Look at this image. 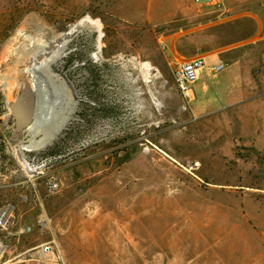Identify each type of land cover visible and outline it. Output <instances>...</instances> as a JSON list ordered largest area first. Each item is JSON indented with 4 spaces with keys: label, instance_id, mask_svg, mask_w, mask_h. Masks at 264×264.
Listing matches in <instances>:
<instances>
[{
    "label": "rangeland",
    "instance_id": "374dc122",
    "mask_svg": "<svg viewBox=\"0 0 264 264\" xmlns=\"http://www.w3.org/2000/svg\"><path fill=\"white\" fill-rule=\"evenodd\" d=\"M200 57L186 97L175 68ZM40 78L54 104L15 142ZM49 156L55 192L19 173ZM3 207L0 264L45 245L55 264H264V0H0Z\"/></svg>",
    "mask_w": 264,
    "mask_h": 264
},
{
    "label": "built area",
    "instance_id": "2783aa9c",
    "mask_svg": "<svg viewBox=\"0 0 264 264\" xmlns=\"http://www.w3.org/2000/svg\"><path fill=\"white\" fill-rule=\"evenodd\" d=\"M212 2H217L218 0H207ZM207 65V59L205 57L190 59L180 62L174 71V79L177 85L178 90L186 97H189V92L192 91L193 86L200 81L204 75V70ZM225 70L224 63H218L214 67V73H221ZM27 168L34 169L35 172L32 174L33 177H27L23 169H19V173L23 176L28 182L36 183L38 180L47 178L48 182L46 184V189L49 192H55L58 189L59 182L57 178L58 171V157L49 156L41 159L36 157L30 162L25 159ZM34 183H32L34 185ZM9 210L7 207L0 208V231L6 229L12 219V213L6 214ZM51 254H54V251L50 245L43 246L39 251L40 261L38 264H55L57 261L52 260Z\"/></svg>",
    "mask_w": 264,
    "mask_h": 264
},
{
    "label": "bare ground",
    "instance_id": "6f19581e",
    "mask_svg": "<svg viewBox=\"0 0 264 264\" xmlns=\"http://www.w3.org/2000/svg\"><path fill=\"white\" fill-rule=\"evenodd\" d=\"M88 23L87 20H82L80 21L77 26H81V25H84ZM93 27H95L97 30H98V25L96 22H93V21H90L89 22ZM17 40H15L14 44H15V48L17 49ZM98 51L99 53L101 52V45H100V38H99V41H98ZM17 46V47H16ZM13 53H15V51H12L10 52L9 56L13 55ZM98 54V53H97ZM98 56H100L98 54ZM133 62H135L137 65H140L142 69H150L151 68V65L148 63V62H140L137 58H132L131 59ZM62 83L65 85L66 84V81L65 80H62ZM54 85V84H53ZM26 87L24 89H27L29 90V85H25ZM46 80L44 78H40V82L37 84V90L40 92V94H42L43 96H45V99L48 97V100H45L44 103H47L46 106H51L52 104H54V89L50 90V93L48 92L49 90H47V87H46ZM56 87V86H55ZM43 90V91H41ZM53 93V94H52ZM50 95H51V98H50ZM15 105V104H14ZM75 109L76 107H73L72 109H70L68 111V113L66 115H64V113L60 114L58 117H57V123H58V130L57 132L54 133V135L51 137L50 141H52L53 139H55V137L58 135L60 129H62L66 122L71 118L72 114L75 112ZM38 113V111H37ZM47 145L46 142H43V143H40V142H32L30 143V145H25V146H22V148H25L26 150H29V151H36V150H40L41 148L45 147ZM23 170L26 171L25 172V175L27 177H30L32 178L33 177V173L35 172L34 169H29L27 168L26 166V163H25V160H24V163H23ZM32 183H34V180H32ZM11 211L12 209L9 208V210L6 212V214H11ZM45 216V215H44ZM43 220L47 221V217H44ZM49 223V221H48ZM45 226V224L43 225ZM5 248L2 246L1 242H0V255L4 252ZM51 257H52V260L54 261H57V257H55L53 254H51Z\"/></svg>",
    "mask_w": 264,
    "mask_h": 264
},
{
    "label": "water",
    "instance_id": "95a60500",
    "mask_svg": "<svg viewBox=\"0 0 264 264\" xmlns=\"http://www.w3.org/2000/svg\"><path fill=\"white\" fill-rule=\"evenodd\" d=\"M49 31L48 29L42 30ZM28 85V84H27ZM46 87L48 92L54 88L51 82L46 81ZM27 88V87H26ZM29 90L21 89L20 95H18L15 108L12 112V117L14 120V134L13 141H18L20 134L24 131H28L30 127L34 124V121L37 120V111L41 105H45V100H48V97L45 99V96L40 94V92L35 88L34 96L31 99H27L29 96Z\"/></svg>",
    "mask_w": 264,
    "mask_h": 264
}]
</instances>
